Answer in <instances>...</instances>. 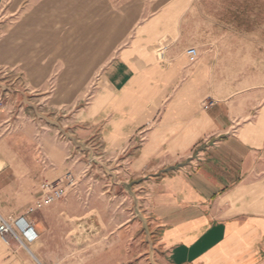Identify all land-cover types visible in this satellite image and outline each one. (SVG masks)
Returning a JSON list of instances; mask_svg holds the SVG:
<instances>
[{
  "label": "rangeland",
  "instance_id": "1",
  "mask_svg": "<svg viewBox=\"0 0 264 264\" xmlns=\"http://www.w3.org/2000/svg\"><path fill=\"white\" fill-rule=\"evenodd\" d=\"M180 5L172 10L173 20L162 19L173 23L159 24L156 39L138 36L145 31L135 24L130 39L116 42L100 64L93 56L81 58L70 36L55 40L52 55L41 50L46 39L39 40V50L17 39L22 54L0 58V168L12 165L29 173L36 183L30 206L42 183L60 180L67 171L73 175L61 199L32 212L27 208L16 217L17 196L0 204L25 245L30 243L15 225L20 218L38 230L60 227L54 229L58 235L68 229L72 264H160L148 201L159 158L136 167L140 137L128 147L104 137L102 123L69 121L92 101L105 81L106 63L121 48L136 45L144 66L176 67L180 86L195 77L201 108L224 105L234 125L256 118L264 105V0H180ZM19 16L12 10L3 17L13 20L1 26L0 36L15 38ZM161 109L145 128L157 124ZM259 122L263 127L264 111Z\"/></svg>",
  "mask_w": 264,
  "mask_h": 264
},
{
  "label": "crops",
  "instance_id": "2",
  "mask_svg": "<svg viewBox=\"0 0 264 264\" xmlns=\"http://www.w3.org/2000/svg\"><path fill=\"white\" fill-rule=\"evenodd\" d=\"M180 6V0H0V32L13 20L3 17L20 15L15 38L0 36V58L21 55L18 40L39 50L46 39L41 50L50 53L55 40L70 36L81 58L100 64L116 42L130 39L135 24L145 31L138 36L156 39L159 24L173 23L162 19L173 20ZM142 56L136 45L121 48L92 101L69 121L102 123L104 137L128 147L140 137L136 167L159 158L148 201L160 264H264V105L253 122L234 125L224 105L200 107L195 77L180 86L176 67L144 66ZM160 109L157 124L145 128ZM28 177L12 165L0 168V204L17 196L16 217L32 202L36 183ZM33 228L30 256L0 237V264H72L68 229L58 235L57 226Z\"/></svg>",
  "mask_w": 264,
  "mask_h": 264
},
{
  "label": "built area",
  "instance_id": "3",
  "mask_svg": "<svg viewBox=\"0 0 264 264\" xmlns=\"http://www.w3.org/2000/svg\"><path fill=\"white\" fill-rule=\"evenodd\" d=\"M67 185L73 184V175L70 171H67L63 178L51 182H44L41 184L40 195L35 200V203L28 207L27 213L34 211L35 209L42 208L45 205L51 204L61 199L66 193ZM15 225L20 229V232L27 241H32L36 238V233L31 224L26 223L23 218L15 220ZM0 237L4 241H8L9 238L15 237L18 241V234L11 226L9 220L0 213Z\"/></svg>",
  "mask_w": 264,
  "mask_h": 264
},
{
  "label": "bare ground",
  "instance_id": "4",
  "mask_svg": "<svg viewBox=\"0 0 264 264\" xmlns=\"http://www.w3.org/2000/svg\"><path fill=\"white\" fill-rule=\"evenodd\" d=\"M18 239L19 242L25 247V249L28 251L27 245H25V243L23 242V240L21 239V237L18 235Z\"/></svg>",
  "mask_w": 264,
  "mask_h": 264
}]
</instances>
